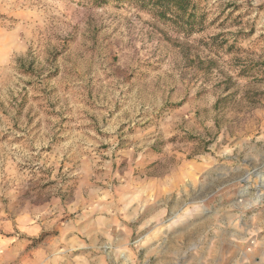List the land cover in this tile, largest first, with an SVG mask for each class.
<instances>
[{"label":"rangeland","instance_id":"obj_1","mask_svg":"<svg viewBox=\"0 0 264 264\" xmlns=\"http://www.w3.org/2000/svg\"><path fill=\"white\" fill-rule=\"evenodd\" d=\"M195 1L187 34L129 0H0V255L250 264L264 0Z\"/></svg>","mask_w":264,"mask_h":264},{"label":"trees","instance_id":"obj_2","mask_svg":"<svg viewBox=\"0 0 264 264\" xmlns=\"http://www.w3.org/2000/svg\"><path fill=\"white\" fill-rule=\"evenodd\" d=\"M97 4H107L122 0H94ZM140 9H148L160 19L172 22L183 28L187 34H192L203 24V15L195 0H129Z\"/></svg>","mask_w":264,"mask_h":264},{"label":"crops","instance_id":"obj_3","mask_svg":"<svg viewBox=\"0 0 264 264\" xmlns=\"http://www.w3.org/2000/svg\"><path fill=\"white\" fill-rule=\"evenodd\" d=\"M264 140V135L261 136ZM263 157V156H262ZM264 186V184H263ZM248 222H250L249 228H247V232L244 234L243 238L252 239L255 238L256 245L251 248V252L247 253V259L250 264H264V206L262 209L258 211H254L249 214ZM28 236L30 234L36 233V227L29 228ZM245 249L239 246H236V249H232V255L238 257L241 253H244L242 250ZM246 253V252H245ZM15 254V247L13 245V241L10 240L5 245V250H3V254L0 255V264H13ZM215 261L218 262V258H215Z\"/></svg>","mask_w":264,"mask_h":264}]
</instances>
